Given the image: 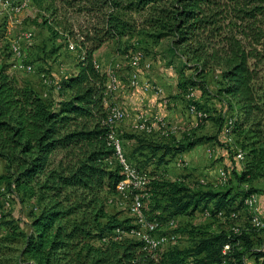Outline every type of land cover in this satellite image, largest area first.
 <instances>
[{"label":"trees","instance_id":"16d2710c","mask_svg":"<svg viewBox=\"0 0 264 264\" xmlns=\"http://www.w3.org/2000/svg\"><path fill=\"white\" fill-rule=\"evenodd\" d=\"M31 4L43 14L42 22L34 25L53 39L73 41L80 59L78 72L60 87L70 92V99L56 103L19 85L5 67L0 70V160L5 163L0 175V225L8 195L20 194L39 205L29 233L14 230L4 239L20 242V255L11 260L0 244V264H186L190 258L194 264H248L249 253L257 262L264 258V249H254L252 237L264 229L251 224L237 233H200L188 249L162 247L149 252L142 240L111 237L137 226L107 211L126 178L115 140L110 139L107 119L113 106L107 97L108 76L96 68L95 56L110 42L119 45L135 39L158 46L168 41L169 64L179 61L180 76L186 69L195 74L179 83L182 93L197 86L205 91L206 78L215 76L217 98L236 114L225 132L240 138L248 158L235 178L249 186L264 177V0H31ZM192 103L207 114L205 120L212 118L196 101ZM216 139L185 136L173 144L143 149L152 156L163 151L158 163L164 164L168 156ZM148 188L155 212L167 213L165 218L160 214L148 218L143 207L146 222L160 226L153 237L168 222L199 209L209 210L213 218L224 213L229 219L246 209V199L256 194L250 188L236 194L194 190L182 181L165 179Z\"/></svg>","mask_w":264,"mask_h":264},{"label":"rangeland","instance_id":"374dc122","mask_svg":"<svg viewBox=\"0 0 264 264\" xmlns=\"http://www.w3.org/2000/svg\"><path fill=\"white\" fill-rule=\"evenodd\" d=\"M22 1L0 0V70L5 67L19 85L34 89L48 102L56 103V100H68L71 96L70 92L57 88L61 87L66 77L75 75L80 52L73 41L53 39L46 29L35 26L33 22L41 23L43 14L31 4V0H25L27 6L21 7ZM27 34H30L29 38H26ZM168 47V41H163L160 45L155 46L152 43L138 44L135 39L124 40L119 45L115 42L105 44L95 55L99 70L108 76L110 90L107 89V97L109 104L116 109L128 110L131 113L130 119L115 123L117 138H122V141L119 139L115 143V148L118 144L132 168L148 178L146 183L148 185H145L146 188L140 192L144 194V212L148 218H152L156 214L162 215L163 218L167 215V213L163 215L161 210L155 212V202L148 194V186L158 179L182 181L194 190L222 192L232 190L233 194L250 188L255 190L256 194L249 196L246 200L257 198V201L245 202L246 209L237 212L236 218L233 217L234 213L229 219L224 213L219 214V219L213 218L210 216L209 210L206 212L202 209L192 215L179 216L175 218L173 227L168 222L160 233L154 235L158 240L161 237L167 238V243H162L159 248L188 249L192 246L196 235L200 233L214 234L231 230L239 232V228L247 229L249 224L258 230L264 229V177L249 186L239 184L235 178L236 174L242 172L248 158L247 153L241 149L240 138L225 132L228 123H232L231 119L234 118L232 116L236 114L220 98H217L219 86L215 76L208 75L205 80L207 81L205 91L200 89L203 88L202 86L188 87L186 93L179 91L177 98L181 95L184 97H180L179 104L181 107H178L182 122L180 124L163 118L167 126L162 127L156 119H152L158 125V128L155 129L150 119L141 115L142 113L138 111L137 106L132 101L124 99L126 96H134L137 93L135 88L138 86V78L141 76L148 81L145 83L146 90H155L156 92L160 90L158 93L162 91L156 80L161 75L172 80V88H176V82H178L179 88L180 82H185L195 76L193 70L187 69L184 70L183 76L178 74L179 61H175V67L169 64L171 54L168 52ZM14 48H17V54ZM262 76V81H264V70ZM114 77L118 79L117 84H119V80L123 82L122 86L116 87V84L112 83ZM200 81L199 78L198 83L201 84ZM191 91H194L195 97L190 100L188 96ZM169 96L172 99H177V95L170 94ZM192 100L196 101V104L207 111L212 118L202 122L196 121V119L193 122L189 121L186 116L189 114L190 118L193 117L190 112ZM174 108L176 109L177 106L173 108L170 106L167 110L170 111ZM221 118L226 120L225 124H221ZM145 119L147 120V127L151 130V126L152 131L144 132L135 128L139 125L138 121ZM125 136H133L134 139H127ZM185 136H207L217 139L183 153L186 156L184 157L185 160L178 155L175 157L168 156L163 161L164 164L158 163L163 151H158L155 156H152L153 152H150L149 149H143L148 145L173 144L175 141L184 140ZM210 149L213 150L212 157L208 154ZM239 152H242L241 159L237 157ZM150 158H154V160L148 163L147 160ZM4 173L5 163L0 160V175ZM134 196L136 193L132 190L125 200H116V196L111 198L109 200L110 205L107 207L108 213L118 214L120 220L128 219L134 224L135 215L132 212V207H130V200ZM117 199H122V197ZM239 201L240 198L236 200V204H239ZM3 202L5 207L3 217L5 219L0 225V244H3L1 248L5 253L7 252L9 258L15 261L20 255L22 244L20 242H5L4 239L10 237L14 230L17 231V234L29 233L33 217L39 211V205L35 199L20 194L8 195ZM162 204L164 206V203ZM212 207L213 205L209 208ZM121 233L124 232L117 231L111 237L115 238ZM124 237L143 241V235H135V233H126ZM252 237L255 243L254 249L263 250L264 232L256 231ZM247 262L248 264H264V258L257 262L254 255L249 253ZM186 264H194V259L190 258Z\"/></svg>","mask_w":264,"mask_h":264},{"label":"crops","instance_id":"0c3cea01","mask_svg":"<svg viewBox=\"0 0 264 264\" xmlns=\"http://www.w3.org/2000/svg\"><path fill=\"white\" fill-rule=\"evenodd\" d=\"M97 67L99 69L98 65H97ZM77 72H78V67L76 68L75 74ZM156 81L159 85V88H161V91H162L161 93H158V92H160V90H158L157 92L155 90H146L147 87H145L144 84L147 83L148 81L145 77L141 76L138 78L139 83H138V86L135 88V90H137V93L134 96H126V97H124V99L132 101L137 106L138 111L142 113L141 115L146 116L147 118L150 119V122L153 123L155 129L158 128V125L155 122V120L153 121L152 119H156V121L158 122V119L163 120V118H164L168 121L171 120L173 123H176V124L182 123L181 119H180L179 112H178V107H181V104H179L180 103L179 101H180V97L182 96L181 95L179 98H177L178 93L180 91L178 86H177L178 82H176V84H175L176 88H172L171 87V84H172L171 81L172 80L166 78L165 75H161ZM122 84H123V82L121 80H119L118 86L120 87V86H122ZM107 89H108V91L110 90V85L108 83H107ZM173 90H174V92H173ZM159 94H162V95H159ZM170 94L177 95L176 96L177 99L170 98V96H169ZM182 98H184V97L182 96ZM183 103H184V101H183ZM170 106H172V108L174 106H177V108L176 109L174 108V109L169 111V110H167V108ZM124 110H126V109H124ZM186 118H189V121H191V122H193V120L195 121V118H193V117L190 118L189 114L186 116ZM150 128L152 131L151 126H150ZM178 156L181 159L185 160V158H184V157H186L185 154L182 153V154H179Z\"/></svg>","mask_w":264,"mask_h":264},{"label":"bare ground","instance_id":"6f19581e","mask_svg":"<svg viewBox=\"0 0 264 264\" xmlns=\"http://www.w3.org/2000/svg\"><path fill=\"white\" fill-rule=\"evenodd\" d=\"M14 49L16 50L17 48H14ZM29 69H31V68H29ZM112 83L113 84L118 83V79L116 77L112 78ZM57 89H61L60 86ZM193 97H194V94H190L188 96V99L191 100ZM115 110H117V113L119 114V117H117L115 119V123L128 120L127 119V111H122V110H119V109H115ZM192 111L196 114V117H203V116H205L206 118L208 117L207 114H205L203 111H200L199 108H197L196 105H191L190 106V112L192 113ZM206 118H200V119H197V121L202 122ZM158 122H161L159 124L162 127H166L167 126V123L164 122V121H162V119H158ZM138 123H139V125H137V127H135L136 129H138L140 131H144V132L151 131L147 127V120L146 119L145 120H142V121L140 120V121H138ZM115 149H116V156H117V149L119 150V155H120V160H121V161L119 160L120 164L122 162L123 164H126V166H130V168H131V170H127L126 167L125 166H122V164H121V166L123 168L122 174H124L125 178L126 179H127V177L128 178H135V172L138 173V176H139L138 183H132V190L134 192L135 191L136 192H140V190H141V192H142V190L145 189L144 186L146 185L148 178H146L145 176L141 175L134 168H132V166L127 162V159L123 155V152L121 151L120 146L118 144L116 145V148ZM212 153H213V150H212ZM125 183H126V180L121 183V186H124ZM133 199H134V209L135 210H140V216H144L143 215V197H141V195H136V196L133 197ZM233 217L236 218L235 214L233 215ZM170 223L172 225V222H170ZM144 226H145V228L147 230V235L154 234L156 231H159L160 230V228H159L160 226H159L158 223H156V222L147 223L145 217H144ZM151 241L153 242V250H156V249H158L162 245V243H167V238L166 237H162V239H159L158 240V239H156L155 237H153L151 235ZM104 242H105V240H104Z\"/></svg>","mask_w":264,"mask_h":264},{"label":"built area","instance_id":"2783aa9c","mask_svg":"<svg viewBox=\"0 0 264 264\" xmlns=\"http://www.w3.org/2000/svg\"><path fill=\"white\" fill-rule=\"evenodd\" d=\"M22 6H27V3L25 0L22 1L21 7ZM29 37H30V34H27L26 38H29ZM15 51L17 54L18 53L17 50H15ZM96 68H97V66H96ZM118 85L119 84L116 83V87ZM144 86H145V84H144ZM159 95H162V94H159ZM194 97H195V95H194ZM191 116H193L196 119V121H197V119H200V118H206L205 116L196 117V114L193 111H192ZM117 117H119V114L117 113V110H115V108L112 107L109 111L107 121H108V124L112 128V133L110 135V139H114L115 143H116V138H117L116 128H115V119ZM130 118H131V113L129 111H127V119H130ZM162 121H164V120H162ZM158 123H161V122H158ZM208 154L210 157L213 156L211 149L208 150ZM237 157H238V159H241L242 158V152H239ZM117 160H120V155H119L118 149H117ZM121 164H122V166H125L127 170H131L130 166H126V164H123L122 162H121ZM220 175H222V172H220ZM138 179H139V176H138V173H136V172H135V178H128L127 177L125 185L122 186V188H118V194L116 196V200H125V198H128L129 192H132V183H138ZM140 192H141V190H140ZM140 192H139V194H136V195H143V199H144V194H142ZM118 197H122V199H117ZM116 200H112V201H116ZM252 201H257V198L249 199V200H246L245 202H252ZM130 202H131L130 207H132V212L135 215L134 224L137 226V228H133L129 232H124V233H121V235H117V240H122L124 237V234H126V233H135V235H143V242L142 243L144 245V249L149 251V252H152L153 251V242L151 241V235H147V233H146V228L144 226V216H140V210L134 209V199H131ZM210 216H211V213H210ZM174 223H175L174 220H172V226L171 227H173ZM261 223H263L262 220H261ZM161 239H162V237H161Z\"/></svg>","mask_w":264,"mask_h":264}]
</instances>
